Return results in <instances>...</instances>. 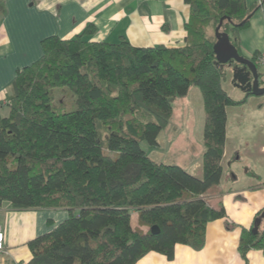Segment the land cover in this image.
Here are the masks:
<instances>
[{
    "label": "trees",
    "instance_id": "16d2710c",
    "mask_svg": "<svg viewBox=\"0 0 264 264\" xmlns=\"http://www.w3.org/2000/svg\"><path fill=\"white\" fill-rule=\"evenodd\" d=\"M185 1L183 47L95 42L89 25L72 39L46 38L40 60L18 71L7 112L0 108V208L70 213L28 243L27 264H138L150 253L173 261L178 245L203 249L208 224L227 218L208 199L221 193L227 109L252 94L236 100L224 89L229 66L217 62L215 30L224 19L220 32L241 54L237 35L262 6ZM259 57L251 58L257 66ZM62 87L75 97L71 111L53 104ZM193 88L205 110L201 178L148 153L160 148L175 102ZM252 230L241 234L245 264L250 250L264 252V220L257 235Z\"/></svg>",
    "mask_w": 264,
    "mask_h": 264
},
{
    "label": "crops",
    "instance_id": "0c3cea01",
    "mask_svg": "<svg viewBox=\"0 0 264 264\" xmlns=\"http://www.w3.org/2000/svg\"><path fill=\"white\" fill-rule=\"evenodd\" d=\"M260 1L245 0L248 7L260 6ZM190 14L185 0H0L1 111L7 112L18 71L42 57L46 38L72 39L94 25L96 32L90 40L95 42L117 43L125 38L135 47H183ZM237 39L243 56L251 59L258 53L264 57V8L256 10L249 27L240 31ZM258 67L264 87V61ZM232 79L229 69L224 89L234 99H244L246 93L236 88ZM179 105L186 107L183 118L192 130L187 137L179 134V150L184 149L189 156L180 158L178 165L201 178L205 110L199 89L193 88L179 98ZM227 116L221 193L208 199L215 209L223 205L227 218L208 224L203 249L178 245L173 261L150 253L138 264H245L239 250L242 231L254 228L258 214L264 211V171L253 169L264 170V96L251 95L244 104L229 107ZM163 137L164 130L158 138L160 148L148 152L156 162H164ZM52 211H19L9 204L0 208V226L5 234L0 264H27L32 259L28 243L60 224ZM132 222L138 226L137 212H133ZM247 256L249 264H264L262 250L252 249Z\"/></svg>",
    "mask_w": 264,
    "mask_h": 264
},
{
    "label": "water",
    "instance_id": "95a60500",
    "mask_svg": "<svg viewBox=\"0 0 264 264\" xmlns=\"http://www.w3.org/2000/svg\"><path fill=\"white\" fill-rule=\"evenodd\" d=\"M224 19L215 30L217 42L214 44V52L217 62L228 65L231 70L233 82L236 88L243 92H249L254 96H264V87L261 86L258 66L251 59L241 55L238 49L231 43L227 33L220 32ZM264 220V211L261 217L257 218L252 233H259L260 225ZM152 232H158L157 227L152 228Z\"/></svg>",
    "mask_w": 264,
    "mask_h": 264
},
{
    "label": "rangeland",
    "instance_id": "374dc122",
    "mask_svg": "<svg viewBox=\"0 0 264 264\" xmlns=\"http://www.w3.org/2000/svg\"><path fill=\"white\" fill-rule=\"evenodd\" d=\"M55 100L53 102L54 106H60L62 104L65 105V109L67 111H71L72 109L75 108V97L73 93L67 88V87H62V88H55ZM183 100H181L182 102ZM186 109L185 106L179 105V99L175 102L174 104V113L171 118V121L169 125L164 129V137H163V150H162V155L164 156V163L166 164H174L178 165L179 164V159L183 158L185 156H189L184 149L179 150V134H183L185 137H187V133L192 130L191 124L189 122H186L184 120V110ZM195 136V135H194ZM196 137V136H195ZM194 144H196L194 142ZM143 147L146 148L147 144L143 143ZM205 148H203V151ZM204 153V152H203ZM185 155V156H184ZM155 156V155H153ZM254 170L262 173L264 170L263 168L256 167L253 168ZM241 174L243 173L240 171ZM53 214L57 217L60 218V224L65 221L66 219L69 218L70 213L68 210H54ZM67 214V216L63 217L62 214ZM58 214H61V217L58 216ZM55 219V218H53ZM58 226V225H57ZM56 226V227H57Z\"/></svg>",
    "mask_w": 264,
    "mask_h": 264
},
{
    "label": "built area",
    "instance_id": "2783aa9c",
    "mask_svg": "<svg viewBox=\"0 0 264 264\" xmlns=\"http://www.w3.org/2000/svg\"><path fill=\"white\" fill-rule=\"evenodd\" d=\"M260 6H262V8H264V2L261 0L260 2ZM264 61V57L260 56L258 59V63H262ZM5 251V234L2 230V227L0 226V254L4 253Z\"/></svg>",
    "mask_w": 264,
    "mask_h": 264
}]
</instances>
